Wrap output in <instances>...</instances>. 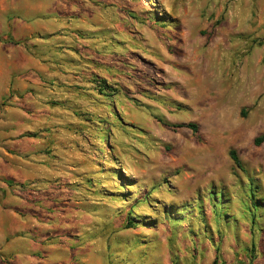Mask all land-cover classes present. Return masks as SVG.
Listing matches in <instances>:
<instances>
[{
  "label": "rangeland",
  "instance_id": "1",
  "mask_svg": "<svg viewBox=\"0 0 264 264\" xmlns=\"http://www.w3.org/2000/svg\"><path fill=\"white\" fill-rule=\"evenodd\" d=\"M86 1L108 7L97 44L73 12ZM38 11L80 24L47 60L89 75L108 104L104 137L79 134L74 191L58 179L41 205L42 182L6 184L38 193V264H264V0H0V119L27 64L10 35ZM5 223L0 264H14Z\"/></svg>",
  "mask_w": 264,
  "mask_h": 264
},
{
  "label": "crops",
  "instance_id": "2",
  "mask_svg": "<svg viewBox=\"0 0 264 264\" xmlns=\"http://www.w3.org/2000/svg\"><path fill=\"white\" fill-rule=\"evenodd\" d=\"M99 4L86 1L83 7L79 6L84 12L73 8V12L84 13L86 17L80 28L95 33V38L84 40L88 44L98 43L99 30L105 29L104 23H107L101 16L106 14L108 7ZM49 10L47 14L51 16L52 8ZM39 11L38 20L27 17L22 31L10 35L23 41L27 64L24 79L13 89L0 119V179L4 181V185H0V221H8L5 226L14 238L12 246H22L21 249H8L11 255L20 253L19 258L22 257L14 264H38V193L34 202L28 203L10 195L6 184L42 182L47 189L40 197L41 205L48 202L44 197H53L59 186L58 179L74 191V179L70 183L72 186H68L66 179L69 174L75 175L81 170L79 158L82 155L77 143L82 137L79 134L93 129L101 138L102 116L108 109L102 90L93 85L89 75H83L82 71L65 73L61 70L64 66L56 60H47L57 40L69 42L67 36L55 33L64 27L74 31L80 24L59 25L49 21L51 18L47 24H42L39 21L43 14ZM33 12L36 14L37 7ZM75 85L79 86L77 90Z\"/></svg>",
  "mask_w": 264,
  "mask_h": 264
},
{
  "label": "trees",
  "instance_id": "3",
  "mask_svg": "<svg viewBox=\"0 0 264 264\" xmlns=\"http://www.w3.org/2000/svg\"><path fill=\"white\" fill-rule=\"evenodd\" d=\"M102 92H103V90H102ZM186 126L189 127V128H192L193 130H195V128H196V126H195L194 124H191V123H188ZM103 137H104V134H103L102 138H103ZM263 139H264V136H261V137H258V138L256 139V141H257V142H261ZM228 154H229L230 159H231V160L234 162V164L236 165V167H238V168L241 169V168H242V164H241V162H240V160H239V158H238L236 152H235L234 150H229Z\"/></svg>",
  "mask_w": 264,
  "mask_h": 264
},
{
  "label": "built area",
  "instance_id": "4",
  "mask_svg": "<svg viewBox=\"0 0 264 264\" xmlns=\"http://www.w3.org/2000/svg\"><path fill=\"white\" fill-rule=\"evenodd\" d=\"M25 185L27 186L28 184H25ZM28 188H31V187L29 186Z\"/></svg>",
  "mask_w": 264,
  "mask_h": 264
},
{
  "label": "bare ground",
  "instance_id": "5",
  "mask_svg": "<svg viewBox=\"0 0 264 264\" xmlns=\"http://www.w3.org/2000/svg\"><path fill=\"white\" fill-rule=\"evenodd\" d=\"M200 42H201V40H200Z\"/></svg>",
  "mask_w": 264,
  "mask_h": 264
}]
</instances>
